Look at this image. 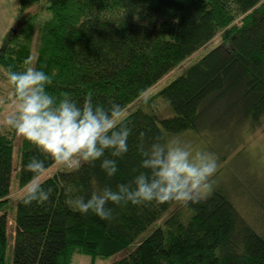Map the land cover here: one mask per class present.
I'll return each instance as SVG.
<instances>
[{"label": "trees", "instance_id": "trees-1", "mask_svg": "<svg viewBox=\"0 0 264 264\" xmlns=\"http://www.w3.org/2000/svg\"><path fill=\"white\" fill-rule=\"evenodd\" d=\"M40 0H18V21L0 48V67L22 71L35 66L52 78L49 95H68L82 105L125 109L192 53L221 32L222 45L192 63L159 90L172 110L170 117L136 109L126 115L131 129L128 152L63 170L45 178L53 189L48 202L16 204L12 264H71L75 255L97 258L125 254L109 264H264V233L241 217L229 197L215 191L188 213H169L145 238L139 236L177 203L126 206L109 203L113 219L81 215L67 201L89 198L105 186L131 184L142 168L140 132L148 147L156 136L213 127H260L264 120V0H46L50 18L40 27L35 59L32 42L35 15L26 11ZM241 16V24L234 21ZM25 61H29L25 64ZM0 132V264L8 242L7 204L13 169V141ZM36 156L47 168L54 163L21 138L18 185ZM104 158L118 171L108 177ZM127 251V252H126Z\"/></svg>", "mask_w": 264, "mask_h": 264}, {"label": "clouds", "instance_id": "clouds-1", "mask_svg": "<svg viewBox=\"0 0 264 264\" xmlns=\"http://www.w3.org/2000/svg\"><path fill=\"white\" fill-rule=\"evenodd\" d=\"M4 74L11 88L8 100L12 110L0 124L34 146L56 167L75 172L83 164L101 160L106 150L111 157H123L128 152L131 129L120 104L110 101L107 108L94 105L91 93L82 105L68 95L57 101L46 89L52 84V78L35 66L22 71H13L9 66ZM145 135V132L139 134V151L143 157L141 166L148 171L135 176L131 184H118L116 190L105 186L93 191L87 199L77 196L68 200L73 211L81 215L92 213L101 220L111 221L114 217L112 208L107 206L109 203L140 206L174 202L187 206L211 194L212 178L218 168L217 156L163 135L156 136L145 147ZM100 166L108 177L118 171L115 159L104 158ZM26 170L32 173V178L23 185L18 203L29 206L33 202L39 205L48 202L53 189L43 186L48 171L45 161L33 156Z\"/></svg>", "mask_w": 264, "mask_h": 264}, {"label": "rangeland", "instance_id": "rangeland-1", "mask_svg": "<svg viewBox=\"0 0 264 264\" xmlns=\"http://www.w3.org/2000/svg\"><path fill=\"white\" fill-rule=\"evenodd\" d=\"M45 2L46 0H40L26 9L30 15H35L36 31L32 42V52H34L32 61L35 59L40 27L45 20L50 18V13L44 7ZM18 6V0H0V48L11 28L18 21ZM234 24H241V16L236 18ZM219 45H222L221 32H218L210 42L192 53L137 100L127 106L124 109V115L126 116L140 108L144 111H154L161 118L172 116L173 113L168 103L158 95L159 90L183 73L192 63ZM10 91V85L0 67V100L4 101L3 104H0V121L3 120L7 112L12 110L11 102L8 100ZM145 101L147 102L145 103ZM0 132L8 133L13 139V169L7 204V215L12 217L15 215L16 204L22 189L18 185L21 137H18L13 130L5 128L2 124H0ZM173 137L191 144L194 149L207 151L218 157V168L212 178L214 183L211 194L215 191L225 193L238 214L259 233H264V120L261 122L260 127L253 129L249 125L240 129H230L227 126H223V128L213 127L206 121L197 130H186L179 134L168 135L167 138ZM63 170L67 169L52 165L48 168L44 179ZM173 212H180L185 218L188 215L182 205H173L159 222L156 221L149 226L138 239L145 238L154 228L161 225V222L169 213ZM12 248L13 242L9 239L5 264H12ZM124 254V252H121L110 257L97 258L94 264H109ZM71 264H91V260L89 256L77 255Z\"/></svg>", "mask_w": 264, "mask_h": 264}, {"label": "crops", "instance_id": "crops-1", "mask_svg": "<svg viewBox=\"0 0 264 264\" xmlns=\"http://www.w3.org/2000/svg\"><path fill=\"white\" fill-rule=\"evenodd\" d=\"M14 232H15L14 216H12V217L10 216V217H8V241L10 239L13 242V240H14ZM76 256L77 255H75L73 257V260H74V258ZM73 260H72V262H73Z\"/></svg>", "mask_w": 264, "mask_h": 264}]
</instances>
